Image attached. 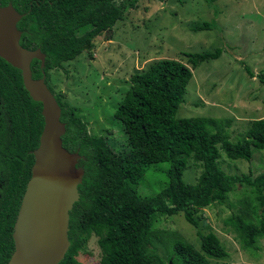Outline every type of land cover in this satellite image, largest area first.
Masks as SVG:
<instances>
[{
	"label": "trees",
	"instance_id": "trees-1",
	"mask_svg": "<svg viewBox=\"0 0 264 264\" xmlns=\"http://www.w3.org/2000/svg\"><path fill=\"white\" fill-rule=\"evenodd\" d=\"M0 0L10 3L22 14L16 25L19 45L26 50L39 48L44 54V82L60 108V122L65 132L62 147L81 157L77 166L83 169L78 200L68 213L69 247L58 264H79L76 254L90 231L100 250L98 264H211L223 260L227 252L212 233L197 230L202 209L215 203L227 206V197L238 186L249 187V196L240 200L237 213L224 220L240 246L254 254L256 242L264 239V173L252 176L227 175L218 167L220 152L230 161L250 162L251 149L264 150V119L255 120L236 142L228 140L231 119L211 117L176 118L179 104L192 71L200 64L219 58L221 50L185 53L188 66L175 60H156L133 73L128 88L113 112L122 125L126 150L119 152L104 137H90L85 125L73 116L72 108L61 102L47 85L48 72L62 71L63 64L92 48L93 40L109 33L122 19L126 7L139 0ZM210 5L213 0H203ZM213 23H203L193 31L211 30ZM31 77L41 76L39 62H30ZM252 78L253 74L244 67ZM257 80L264 86V75ZM41 106L30 100L22 87L20 72L0 59V166L4 176L0 189V207H8L12 198L15 210L30 175L33 158L30 151L38 144L42 129ZM15 155V157H13ZM17 156H24V172L19 175ZM198 167L194 183H185L182 174L187 161ZM167 164L161 173L166 183L151 196H139L136 186L151 164ZM163 181V179H162ZM11 187L15 188L14 196ZM1 210V209H0ZM181 214L195 229L198 249L191 244L172 240L171 255L162 262L150 252L153 216ZM13 218L10 220V227ZM0 232L3 221L0 219ZM154 235V234H153ZM0 234V264H6L12 243L4 246Z\"/></svg>",
	"mask_w": 264,
	"mask_h": 264
},
{
	"label": "rangeland",
	"instance_id": "rangeland-1",
	"mask_svg": "<svg viewBox=\"0 0 264 264\" xmlns=\"http://www.w3.org/2000/svg\"><path fill=\"white\" fill-rule=\"evenodd\" d=\"M203 23H213V29L193 31ZM217 48L221 50L218 59L192 71L175 117L231 119L226 131L228 140L236 142L251 122L264 119V86L257 80L258 74L264 75V0H213L210 5L203 0H139L133 8L126 7L109 33L93 40L91 49L64 63L62 71L48 72L47 85L72 108L73 116L85 125L90 137H104L119 152L126 150V138L113 112L129 86L130 76L156 60H175L188 66L185 53ZM250 151V162L230 161L220 152L218 167L227 175L264 173V150ZM166 168L165 163L151 164L136 186L137 194L143 197L157 193L166 183L161 173ZM199 172L188 160L182 180L194 183ZM249 194V187L237 185L228 194L227 206L213 203L199 214L197 230L215 235L227 252L226 259H210L211 264H264V239L256 242L257 250L250 254L223 224L237 213L240 200ZM150 223V252L162 262L166 263L171 255L172 240L198 249L195 229L181 214L153 216ZM83 238L85 242L75 260L79 264H98L96 238L90 231Z\"/></svg>",
	"mask_w": 264,
	"mask_h": 264
},
{
	"label": "water",
	"instance_id": "water-1",
	"mask_svg": "<svg viewBox=\"0 0 264 264\" xmlns=\"http://www.w3.org/2000/svg\"><path fill=\"white\" fill-rule=\"evenodd\" d=\"M22 18L10 3L0 6V59L20 72L22 87L31 101L41 106L42 129L12 227L13 250L6 264H58L64 257L68 213L78 200L83 169L77 151L69 153L61 145L65 132L60 108L47 88L42 71L44 54L39 48L19 45L16 25ZM39 62L41 76L31 77L30 62Z\"/></svg>",
	"mask_w": 264,
	"mask_h": 264
},
{
	"label": "flooded vegetation",
	"instance_id": "flooded-vegetation-1",
	"mask_svg": "<svg viewBox=\"0 0 264 264\" xmlns=\"http://www.w3.org/2000/svg\"><path fill=\"white\" fill-rule=\"evenodd\" d=\"M3 132H4V129L2 128L1 133H0V141L4 139L5 134ZM0 145H1V143H0ZM13 157H15V155ZM22 157L23 158H21L20 156H17V160H18L19 167H20V168H18L19 175L23 174L24 168H25L24 156H22ZM3 173H4L3 166H0V184H2V182L4 181L3 177H5V176ZM24 188H25V186H24ZM0 189H1V185H0ZM14 190H16V189L11 187V195L13 197H15L14 196ZM23 192H24V189H23ZM23 192H22V194H23ZM22 194H21V196H22ZM20 200H21V197H20ZM20 200H19V203H20ZM6 201H7V205H6L7 207L6 208L0 207V209H1L0 210V219H2V221H3V232H0V234L5 235V238L3 239L4 240V246L8 247L9 246L8 234H9V237L11 239L12 227H13V223H14V220L16 217V213H17V210L19 207V203H18L17 208L15 210V214L14 213L12 214V212L15 209L14 199L12 198V200L10 202V204L13 206L12 208L8 207L9 199H7ZM11 218H13V220H12L11 227H10ZM11 243H12V239H11ZM12 250H13V243H12Z\"/></svg>",
	"mask_w": 264,
	"mask_h": 264
}]
</instances>
